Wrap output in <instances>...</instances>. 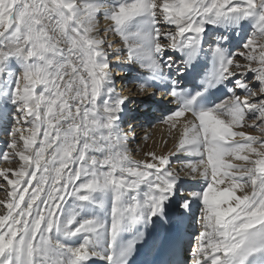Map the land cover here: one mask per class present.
Segmentation results:
<instances>
[{"label":"snow or ice","instance_id":"6c2138e0","mask_svg":"<svg viewBox=\"0 0 264 264\" xmlns=\"http://www.w3.org/2000/svg\"><path fill=\"white\" fill-rule=\"evenodd\" d=\"M0 127V264H264V0H0Z\"/></svg>","mask_w":264,"mask_h":264},{"label":"bare ground","instance_id":"6f19581e","mask_svg":"<svg viewBox=\"0 0 264 264\" xmlns=\"http://www.w3.org/2000/svg\"><path fill=\"white\" fill-rule=\"evenodd\" d=\"M110 39H115L113 36H109ZM108 37V38H109ZM117 40V39H115ZM119 83V82H118ZM132 87L131 84L128 85V88L130 89ZM157 114V115H156ZM161 115L160 111H157L155 113V116H157L158 120L152 121L151 126L144 125L136 128V135L137 139L131 144V154L134 159L142 160L145 159V153L149 151H155L157 154H163L166 155L171 151H174V143L175 139L174 136L176 134V129H170V126L163 123L161 119L159 118ZM9 128L11 125L8 126ZM246 132L251 133L252 135H261L260 132L257 130L251 129V128H245L243 129ZM145 133H147V139H145ZM10 137L8 132L4 130L3 127H0V152L7 151V142L9 141ZM239 139V138H238ZM141 140V141H140ZM147 141V142H146ZM152 144H154L159 151H157L155 148H153ZM162 148V150H161ZM164 148H166V151L164 152ZM187 161L181 158L180 160H177L176 158H173L171 161L172 167L174 169H182V166ZM234 163L243 164L245 162L243 161H234ZM17 163L15 161L7 162L2 159H0V168L5 167H17ZM186 171V169H184ZM183 175V171L181 172ZM4 182L0 180V185H2ZM250 190V189H249ZM5 198V192L0 190V199ZM195 230L190 229V231ZM190 242L185 238L182 250H181V259L184 258V249L189 248ZM192 245V244H191ZM185 247V248H184ZM145 256H150L149 253L143 252ZM189 259H190V253H187Z\"/></svg>","mask_w":264,"mask_h":264},{"label":"rangeland","instance_id":"374dc122","mask_svg":"<svg viewBox=\"0 0 264 264\" xmlns=\"http://www.w3.org/2000/svg\"><path fill=\"white\" fill-rule=\"evenodd\" d=\"M115 39H117L116 41H117V43H120V38L119 37H114ZM109 39H110V37H109ZM157 115V114H156ZM156 118L155 119H153L152 121H155V120H158L157 119V116H155ZM141 141V140H140ZM147 142V141H146ZM152 146H153V148H155L157 151H159L158 149H157V147L154 145V144H152ZM161 150H162V148H161ZM164 152L166 151V148H164V150H163ZM196 227H199V225H196ZM192 231V230H191ZM195 232V230H193V233ZM191 244H194V240L192 241V242H190V245H189V247H191L192 245ZM185 248V247H184ZM186 249H188V248H185L184 250H186ZM186 253H185V251H184V255H185Z\"/></svg>","mask_w":264,"mask_h":264}]
</instances>
